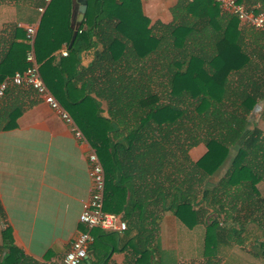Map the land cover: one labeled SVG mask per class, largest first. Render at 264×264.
<instances>
[{"label": "trees", "instance_id": "obj_1", "mask_svg": "<svg viewBox=\"0 0 264 264\" xmlns=\"http://www.w3.org/2000/svg\"><path fill=\"white\" fill-rule=\"evenodd\" d=\"M86 1L76 33L72 0H53L34 45L45 84L103 165L104 210L128 224L122 234L93 230L94 259L82 264H115L113 255L124 251L127 264H166L159 239L166 212L190 229L205 225L209 255L219 245H243L247 225L264 230L257 189L264 182V134L254 120L264 100V30L218 15L213 0H178L173 23L159 24V33L143 13L144 0ZM237 1L256 13L264 9V0ZM213 20L220 24L210 23L212 32L202 27ZM100 46L82 68L81 53ZM63 47L68 55L57 59ZM28 49L27 42L11 43L0 56V83L26 70ZM200 144L207 151L194 162L189 152ZM2 235V264H24L11 229ZM259 247L256 256L264 258V242Z\"/></svg>", "mask_w": 264, "mask_h": 264}, {"label": "crops", "instance_id": "obj_2", "mask_svg": "<svg viewBox=\"0 0 264 264\" xmlns=\"http://www.w3.org/2000/svg\"><path fill=\"white\" fill-rule=\"evenodd\" d=\"M177 1L144 0L142 10L150 20V27L157 25L159 33V24H172V9ZM72 2L71 26L74 28L73 21L81 3L79 0ZM41 5L42 0H0V56L11 43L27 42V27L35 25L39 28L42 15L38 8ZM215 14L210 12L208 17ZM222 14L220 10L218 15ZM210 23L220 24L218 20L203 22L202 27L208 24L206 29L210 32L213 28ZM65 49L63 47L54 56L57 59L66 57L62 55ZM100 49L101 46L81 53L82 68L92 65L95 53ZM103 104L105 109L106 102ZM260 105L258 109L263 120L264 104ZM103 115L108 117L106 109ZM9 122L10 127L4 129ZM90 147L87 139L85 142L75 137L72 127L33 89L10 83L0 102V264L7 255V250L2 248V233L6 228L11 229L14 244L23 253L24 264H50L70 250L79 232L85 228L79 218L91 196L87 157ZM206 151L204 144L192 148L189 152L191 160L198 161ZM230 164L231 161L227 162L221 169L224 174ZM261 184L264 182L258 185ZM205 233L203 224L190 229L173 213H164L159 239L163 256L168 261L166 264H199L204 261L209 255L206 253ZM128 257L127 251L118 252L112 261L127 264ZM236 258L240 260L238 256L233 259L236 261Z\"/></svg>", "mask_w": 264, "mask_h": 264}, {"label": "built area", "instance_id": "obj_3", "mask_svg": "<svg viewBox=\"0 0 264 264\" xmlns=\"http://www.w3.org/2000/svg\"><path fill=\"white\" fill-rule=\"evenodd\" d=\"M52 1L42 0V5L38 8V12L43 15ZM213 1L218 4L223 13L236 17L242 26L264 30V9L256 13L247 9L243 4L238 3L237 0ZM37 29L35 25L26 28V40L29 46L26 54L28 66L25 71L16 72L11 78H7L0 83V102L4 99L10 83L31 88L64 122L72 127L77 139L86 142L84 134L76 125L72 116L55 99L42 78L40 64L34 47ZM62 55H68L67 49L62 52ZM87 157L91 179V196L79 218L85 230L79 232L65 256L50 264H82L89 255L90 248L94 243L93 230L100 229L105 232L122 234L128 228L127 221L122 214L104 210L105 171L97 152L92 147H90Z\"/></svg>", "mask_w": 264, "mask_h": 264}, {"label": "rangeland", "instance_id": "obj_4", "mask_svg": "<svg viewBox=\"0 0 264 264\" xmlns=\"http://www.w3.org/2000/svg\"><path fill=\"white\" fill-rule=\"evenodd\" d=\"M242 81L241 79H239ZM238 80V81H239ZM261 104H264V101L261 102ZM256 113H254V120L258 122L259 128L264 132V119H260V109L255 110ZM230 160L228 161V163ZM228 166V165H227ZM224 170H221L217 175H215L211 181L217 183L223 176ZM257 189L260 192V195L264 197V184L257 185ZM215 214H210V216H213ZM256 220H259V217H256ZM264 226V221L262 222ZM249 224V223H248ZM264 230L260 229L257 224L250 223L247 225L245 231L241 234L240 240H243V246L242 249L239 244H228L226 246L219 245L215 252L212 251V256L207 255V258L204 259V261H200L199 264H228L229 262L231 264H264V258L256 256L257 253H260V247L259 243L264 242ZM195 235V233H193ZM192 235V237H195ZM237 239V237H236ZM258 239H260L258 241ZM205 252V251H203ZM238 256V259L240 257V260L236 261L235 257ZM209 258V259H208ZM211 259V260H210ZM171 260V259H170ZM210 262L208 263V261ZM187 263H189L187 261ZM186 264V263H185ZM191 264H198V263H191Z\"/></svg>", "mask_w": 264, "mask_h": 264}, {"label": "water", "instance_id": "obj_5", "mask_svg": "<svg viewBox=\"0 0 264 264\" xmlns=\"http://www.w3.org/2000/svg\"><path fill=\"white\" fill-rule=\"evenodd\" d=\"M79 2L81 3V5L78 8V13L76 14L75 18H74V30L77 33L80 25L84 22L85 20V15L87 12V1L86 0H79ZM76 33L73 36L71 43H70V47H72L75 38H76ZM93 254V251L89 252V255L87 256L86 260H88L90 258V256Z\"/></svg>", "mask_w": 264, "mask_h": 264}]
</instances>
